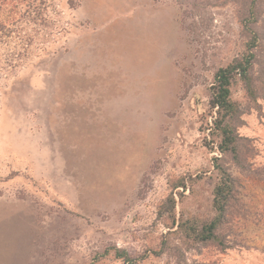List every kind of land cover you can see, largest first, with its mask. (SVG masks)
<instances>
[{
    "label": "rangeland",
    "instance_id": "obj_1",
    "mask_svg": "<svg viewBox=\"0 0 264 264\" xmlns=\"http://www.w3.org/2000/svg\"><path fill=\"white\" fill-rule=\"evenodd\" d=\"M252 30L238 164L211 87ZM215 157L225 247L181 226L215 216ZM0 264H264V0H0Z\"/></svg>",
    "mask_w": 264,
    "mask_h": 264
},
{
    "label": "trees",
    "instance_id": "obj_2",
    "mask_svg": "<svg viewBox=\"0 0 264 264\" xmlns=\"http://www.w3.org/2000/svg\"><path fill=\"white\" fill-rule=\"evenodd\" d=\"M253 28V27H252ZM253 31V41L248 52L241 58H236L228 65L221 67L215 74L214 82L211 87L210 107L215 110L216 116L210 127L212 135L219 137L218 148L223 154H231L234 160L241 164V140L235 121L240 115V107L232 98V86L234 80L239 77L245 84L246 91L251 97L258 94L253 78V68L256 62L254 52L257 44V33ZM211 115V116H213ZM243 145V144H242ZM221 157H215V166L219 172V180L214 189L213 209L214 218L202 224V228L187 225L183 222L182 228L188 231L189 237L198 242L218 241L222 246H226L219 237L218 231L223 226L228 209L232 201L235 200L238 186L235 176L221 163ZM119 257L130 260L125 251H118ZM133 261V260H132Z\"/></svg>",
    "mask_w": 264,
    "mask_h": 264
}]
</instances>
